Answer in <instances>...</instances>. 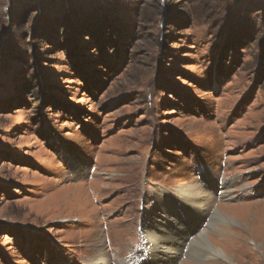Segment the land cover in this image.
Masks as SVG:
<instances>
[{
  "label": "rangeland",
  "instance_id": "rangeland-1",
  "mask_svg": "<svg viewBox=\"0 0 264 264\" xmlns=\"http://www.w3.org/2000/svg\"><path fill=\"white\" fill-rule=\"evenodd\" d=\"M99 254L264 264V0H0V264Z\"/></svg>",
  "mask_w": 264,
  "mask_h": 264
},
{
  "label": "bare ground",
  "instance_id": "bare-ground-1",
  "mask_svg": "<svg viewBox=\"0 0 264 264\" xmlns=\"http://www.w3.org/2000/svg\"><path fill=\"white\" fill-rule=\"evenodd\" d=\"M78 170V169H77ZM80 171V170H79ZM79 174V173H78ZM225 183H222V187L221 188H226L227 185H224ZM207 188H213L212 187H207ZM204 187L203 186H200V185H197V184H191V185H188L186 187H184L183 189H179L178 190V193L183 195V199L184 201H188V197H192L193 200V205L195 206H199V205H202V203L204 202H207L209 200H212V195H210L208 192L204 191ZM228 189V187L226 188ZM223 190V189H222ZM225 192V190H224ZM223 192V193H224ZM222 193V194H223ZM158 201V204H161L159 199L157 200ZM162 205V204H161ZM165 209V208H164ZM163 209V210H164ZM216 216H220L221 218H223V220H227L226 219V216L222 215L219 210L216 211ZM250 229V228H249ZM183 230L180 229L179 231V235L183 234ZM206 233H202V234H199L198 236H196L195 238H190V235H189V240L188 241H193V244L195 245V249L194 251L196 250L198 252V247L201 246L202 248H206L207 250L209 249V251L211 253H213V255L215 256H218L221 258V260H225L227 262H230V259L226 257L225 253L222 252L220 249L214 247L212 244H210V242H208V240L206 239ZM186 240V239H185ZM195 240V241H194ZM188 245V244H187ZM186 245V246H187ZM183 248V247H182ZM209 254V253H208ZM93 263L94 264H109L108 261H107V257L106 255H102V254H99L95 257V259L93 260Z\"/></svg>",
  "mask_w": 264,
  "mask_h": 264
}]
</instances>
